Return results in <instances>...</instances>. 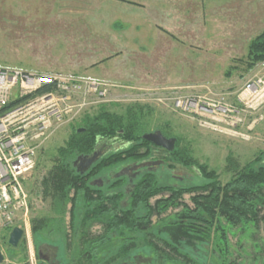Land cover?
I'll return each instance as SVG.
<instances>
[{
    "label": "rangeland",
    "instance_id": "374dc122",
    "mask_svg": "<svg viewBox=\"0 0 264 264\" xmlns=\"http://www.w3.org/2000/svg\"><path fill=\"white\" fill-rule=\"evenodd\" d=\"M263 29L264 0H0V66L83 79L76 83L72 112L64 116L62 124L53 123L48 137L38 142L36 163L41 164L23 180L27 215L8 229H24L17 247L8 243L10 231L4 237L7 245L2 244L8 227L0 226L4 256L0 264H38V250L49 252L56 264L68 261L66 236L79 229L82 211L77 208L75 221L70 223L66 210L62 218L55 215L54 223L48 221L33 233L31 219L50 211L48 201L38 193V181L51 166L57 146L85 116L98 114L100 108L119 112L137 106L131 109L140 126L127 121L131 132L141 135L159 128L175 137V149L186 150L196 166L215 171L221 183L249 162L264 164V97L253 101L257 105L254 112L244 109L239 100L246 83L264 78V61L250 70L245 69L244 61L248 42ZM88 79L99 84L93 86ZM188 99L215 110L208 113L196 105L188 108L184 103ZM217 108H229L235 114L221 116ZM113 141L112 152L128 147L126 142ZM181 167L157 175L159 183L192 186L204 181L194 167L196 171L188 170L191 179L186 183ZM119 168L106 169L99 176L111 182ZM189 197L185 193L182 199L190 205ZM125 200L121 205L127 204ZM175 212L170 209L154 218L152 231L193 250L223 248L214 233L205 241L199 229L170 223ZM86 228L93 233L102 226L91 220ZM225 231L228 252L221 251V255L226 262L264 264V223L258 228L228 225ZM109 237L108 256L123 243L135 247L128 262L114 264L152 262L141 233L122 237L113 231ZM75 244L72 241L70 256ZM196 260L210 264L217 259L201 252Z\"/></svg>",
    "mask_w": 264,
    "mask_h": 264
},
{
    "label": "trees",
    "instance_id": "16d2710c",
    "mask_svg": "<svg viewBox=\"0 0 264 264\" xmlns=\"http://www.w3.org/2000/svg\"><path fill=\"white\" fill-rule=\"evenodd\" d=\"M247 46L244 61L245 69L250 70L257 63L264 61V29L255 35ZM229 73L228 71L227 75ZM49 89L50 87H42L37 94L49 91ZM18 101L21 99L9 102L2 110L14 106ZM131 107L136 108L137 106L125 107V110H122L125 112L98 109V114L85 116L80 122L81 125L74 127L62 144L57 146L56 152L51 157L53 159L50 160L51 166L41 176L37 189L38 193L48 201L50 211L31 219L32 232L41 231L48 221L54 223L57 220L55 215L62 218L66 210L70 215V223H73L76 218L75 211L80 208L82 218L79 229L73 231V236L69 234L66 236L68 239L66 264H69L68 262L71 264L128 262L129 258L135 254H131L135 249L131 243L130 245L121 244L113 256L106 254L108 246L112 245L109 233L113 231L122 237L138 232L143 235L144 245L150 248L153 259L149 263L137 262V264H202L196 260L201 252L208 253L212 258L217 259L212 260L210 264L216 262L217 264H235L226 262L221 255V251L222 254L228 252L225 227L253 224L258 228L264 223L263 163L249 162L244 167L233 170L230 179L221 183L215 171L208 170L205 165L196 166L193 157L186 153V150L178 148L172 152L174 159L184 165L194 166L204 179L200 185L166 187L159 183L155 175L145 174L140 177V180L138 179L128 194L122 188L126 183L124 177L111 179V182L99 188L92 186L90 179L103 174L102 172L106 169H112L128 161L134 148L127 147L118 152H109L99 158L87 173H79L74 169L72 164L77 157L91 154L99 140L129 142L132 139H139V134L131 132V127L127 125V121L134 120L135 123L132 125L140 126L138 120L135 119L136 113H133ZM141 109L139 107V110ZM143 109L148 111L144 107ZM130 117H132L131 120ZM36 164L41 163L38 161ZM106 191L111 195L107 196ZM185 193L190 194V205L182 199ZM152 198L154 201L151 200ZM123 199H126V205H121L120 201ZM170 209L176 210L170 217V223L199 229L204 233L202 236L205 241L208 240L209 235L214 233L218 235L224 245L223 248L216 249L215 246H211L209 250L202 248L193 250L188 248L190 246H180L164 236L155 234L152 231L154 224L152 220L161 217ZM91 220L102 226L100 232L88 231L86 227ZM9 228L11 227L4 229L6 234H2L4 236L1 239L4 245H7L4 237L8 235ZM72 241H76V250L70 256L68 253Z\"/></svg>",
    "mask_w": 264,
    "mask_h": 264
},
{
    "label": "built area",
    "instance_id": "2783aa9c",
    "mask_svg": "<svg viewBox=\"0 0 264 264\" xmlns=\"http://www.w3.org/2000/svg\"><path fill=\"white\" fill-rule=\"evenodd\" d=\"M82 80L73 75L39 74L0 66V226L9 227L20 217L26 218L28 194L23 188V180L36 166L38 142L48 137L53 123L62 124L66 115L72 112L74 106L70 103L78 89L76 83ZM88 80L93 86L99 84L96 79ZM42 87L50 89L37 94ZM258 96L264 97V78L246 83L239 100L244 109L254 112L257 105L253 101ZM15 99L21 101L2 110ZM179 103L178 99L176 104ZM184 103L186 107L197 106L208 113L215 110L198 106L197 101L191 99ZM244 109L240 111H246ZM218 110H221V116L234 113L229 108ZM238 121L242 122V119Z\"/></svg>",
    "mask_w": 264,
    "mask_h": 264
},
{
    "label": "flooded vegetation",
    "instance_id": "af4514ba",
    "mask_svg": "<svg viewBox=\"0 0 264 264\" xmlns=\"http://www.w3.org/2000/svg\"><path fill=\"white\" fill-rule=\"evenodd\" d=\"M155 130L160 131V133L165 137V139L166 138L174 139L175 143L173 145L172 150L166 149L157 144H153L150 141L143 138V134L153 133L155 132ZM114 142L115 141L113 140H109L108 142H103L99 140L96 143V146L91 154L96 152L97 155L99 154V158L103 157L109 152H112L111 150H113L112 147L114 145ZM126 144H128L129 148H134L133 151L130 153L132 156L131 158H129L128 161L124 162L123 165H119L120 167L119 170L111 176V179H119V178L124 177L126 179V185L124 186L125 188L124 190L126 191L127 194L131 192L130 189L128 188L129 187L133 188L136 183L135 181L138 179L140 180V177L145 174H151V175L157 176L161 174L162 172L170 171V169L174 167H178L179 165L180 166L182 165L181 170L183 172L182 173L183 176H185L184 178H186L185 182L189 183V180L191 179V174L188 173V170L196 171L194 166L184 165L181 162L176 161L174 159L172 152L175 149L176 138L173 136L167 135L166 133L161 131L159 128H154V130L152 131L145 130L141 135H139L138 140L132 139L129 142H126ZM137 145H140V146H137ZM94 164L95 163L90 165L87 171H89ZM72 165L74 169H76L78 162L74 161ZM87 171H85L84 173H87ZM173 172L174 171H171V173ZM109 181L110 180L108 179L102 178L100 176H96L95 178L90 179V184L92 186H96L97 188H99L105 185V183H108ZM164 185H166V187L171 186L169 182ZM38 251H39L37 254L38 264H56V262L52 260V257L50 256L49 252H45V251L43 252L40 250Z\"/></svg>",
    "mask_w": 264,
    "mask_h": 264
},
{
    "label": "water",
    "instance_id": "95a60500",
    "mask_svg": "<svg viewBox=\"0 0 264 264\" xmlns=\"http://www.w3.org/2000/svg\"><path fill=\"white\" fill-rule=\"evenodd\" d=\"M143 138H145L146 140L150 141L153 144H157L169 150H172L173 145L175 143L173 138L165 139V137L160 133V131L157 130H155V132L153 133L143 134ZM98 158H99V154L97 155L96 152L91 155L86 154V155L78 156V158L76 159V162H78V165L76 167L77 172L84 173L85 171H87V169H89L88 167H90V165H92L98 160ZM23 234H24V229L13 227L9 233L8 243L13 247H17L18 244L20 243V239ZM3 260H4V256L0 250V263Z\"/></svg>",
    "mask_w": 264,
    "mask_h": 264
}]
</instances>
